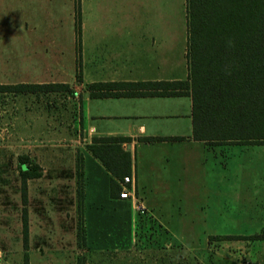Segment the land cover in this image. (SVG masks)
Returning <instances> with one entry per match:
<instances>
[{"label": "crops", "instance_id": "0c3cea01", "mask_svg": "<svg viewBox=\"0 0 264 264\" xmlns=\"http://www.w3.org/2000/svg\"><path fill=\"white\" fill-rule=\"evenodd\" d=\"M115 1L159 4L162 11L147 15L136 27H131L136 25L133 14L123 15V18H127V25L115 27V22L103 14L108 9L107 5ZM186 4L187 0H182L186 13L185 18H182L187 25ZM78 8L81 15L77 14L76 17ZM179 9V0H0V24H8L10 29L21 35L45 39L58 37L59 46L40 45V52L33 48V52L39 53V64L33 67L80 68L83 84L100 81H174L186 79L189 73L188 27L184 32L180 29ZM83 10L85 13L87 10L92 11V18L99 26L88 29L83 22ZM68 13L74 20L70 45L62 41ZM126 20L123 24H126ZM49 93L52 92L46 94ZM78 97L82 101L83 128L79 135L75 134L71 143L62 142L65 138H61L59 128L56 132L45 128L44 124L49 123L40 115L34 126L29 122L25 129L22 121L16 122L12 149L6 159L0 160L3 165L14 161L17 168L13 171L18 176V187L14 192L21 196L22 204V162L28 161L27 165L36 167L38 175L26 179L28 229L29 223L31 226L33 199L37 196L41 197L42 203L59 207L60 210L80 203L88 192L84 190L83 184L84 169L89 166L98 174L106 176L103 177L102 189L104 195L108 194L109 189L111 203L128 201L121 199L118 191L115 196L112 195L111 173L86 149V144L91 143L93 137H130L131 141L123 144V148L132 154L129 175L132 182L128 186L135 189L138 200L145 205L142 196L148 194L149 181L161 174L167 180L175 181L180 176L183 179L187 177L188 181H195L192 185L195 184L203 193L218 195L222 203L230 205L241 203L245 196L256 198L260 190H264V143L194 139L190 95L90 97L89 91H86L73 96L75 99ZM43 117L44 120L41 119ZM17 118L19 120L20 115ZM23 130L27 131L26 140L20 134ZM150 136L184 139L156 142L139 140L140 137ZM21 140L26 141V144L20 145ZM129 144L130 148L127 147ZM19 146L20 151L14 153V148ZM22 157L28 160H22ZM1 173L0 181L9 183L7 172L3 169ZM180 185L175 183L176 189ZM1 189L8 203L12 190L7 187ZM140 190L144 194H140ZM80 191H83L81 196ZM8 218L9 215L7 222Z\"/></svg>", "mask_w": 264, "mask_h": 264}, {"label": "rangeland", "instance_id": "374dc122", "mask_svg": "<svg viewBox=\"0 0 264 264\" xmlns=\"http://www.w3.org/2000/svg\"><path fill=\"white\" fill-rule=\"evenodd\" d=\"M179 5V25L184 32L187 25L183 20L186 13L182 0H179ZM107 7L103 14L115 22V27L127 25V18L123 15L133 14L136 25L131 27H136L147 15L162 11L159 4L119 1ZM91 13L83 10V22L88 29L99 26ZM77 14H80L79 8L76 9V17ZM70 15L68 13L62 37L63 43L65 41L68 45L74 30V20ZM125 20L126 24H123ZM58 40V37L45 39L21 35L10 29L8 24H0V84L68 82L81 95L86 92V84L78 81V69L75 67H33L39 64V53L33 52V48L40 52V45L59 46ZM19 115L21 120H17ZM40 115L47 119L49 125L44 126L50 132L60 129L61 138H65L63 143H71L75 134L82 132L80 97L75 99L65 92L43 95L0 92V160L6 159L12 149L16 122L22 121L25 129L29 122L34 126ZM26 132L20 131L24 140ZM24 140L19 144H26ZM18 149L20 146L14 148V153L20 151ZM15 166L14 161L9 165L0 163V174L4 169L9 182L3 184L0 181V188L12 190L8 203V198L0 190V264H25L26 255L29 264H264L263 238L210 239L211 235L264 234V190H260L256 198L245 196L241 203L230 205L222 203L218 195L203 193L195 184L192 185L195 181H188L187 177L183 179L180 176L175 181L167 180L161 174L149 181L148 194L142 196L147 206L144 204L145 218H141L131 200L110 202L109 189L107 195L102 189L103 177L106 176L98 174L90 166L84 169L83 186L88 192L78 205L73 203L67 206V210H60L42 203L40 196L33 199L28 245L25 246L22 211L24 207L28 209V205L22 204L20 195H15L14 189L18 187V176L13 171L17 168ZM175 183L181 184L178 189ZM140 194L144 193L140 190ZM81 224L85 227V238L80 235ZM158 227L162 231L159 232Z\"/></svg>", "mask_w": 264, "mask_h": 264}, {"label": "trees", "instance_id": "16d2710c", "mask_svg": "<svg viewBox=\"0 0 264 264\" xmlns=\"http://www.w3.org/2000/svg\"><path fill=\"white\" fill-rule=\"evenodd\" d=\"M188 68L186 79L174 81H108L86 84L90 97L134 95H190L193 138L204 141L264 143V0H187ZM77 79L82 81L80 68ZM0 92H65L75 96L68 82L0 84ZM184 137H140L143 142ZM130 137H93L86 149L111 173L112 195L131 175L132 154L123 148ZM22 160H28L22 157ZM23 161L22 200L27 204V177L38 175ZM82 187V186H81ZM82 190V188L80 189ZM83 195V191H80ZM141 218L145 213L138 211ZM150 217H148L149 219ZM85 238V227H79ZM159 232L162 229L158 227ZM24 245H28L27 209L23 210ZM264 239V234L211 235L210 239ZM25 264H29L25 256Z\"/></svg>", "mask_w": 264, "mask_h": 264}, {"label": "built area", "instance_id": "2783aa9c", "mask_svg": "<svg viewBox=\"0 0 264 264\" xmlns=\"http://www.w3.org/2000/svg\"><path fill=\"white\" fill-rule=\"evenodd\" d=\"M132 182V179L130 176H125L124 179L121 182V186H122V190L119 194V197L121 199H128L131 200L133 203V207L138 210L141 213H145L146 212V208L144 206V204L140 201H138L137 197H136V192L135 189L128 186L129 183Z\"/></svg>", "mask_w": 264, "mask_h": 264}, {"label": "water", "instance_id": "95a60500", "mask_svg": "<svg viewBox=\"0 0 264 264\" xmlns=\"http://www.w3.org/2000/svg\"><path fill=\"white\" fill-rule=\"evenodd\" d=\"M127 147H128V148H130V144H129V145H127Z\"/></svg>", "mask_w": 264, "mask_h": 264}]
</instances>
